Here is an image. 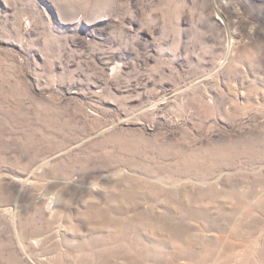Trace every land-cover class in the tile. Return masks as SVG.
Masks as SVG:
<instances>
[{
    "label": "rangeland",
    "instance_id": "obj_1",
    "mask_svg": "<svg viewBox=\"0 0 264 264\" xmlns=\"http://www.w3.org/2000/svg\"><path fill=\"white\" fill-rule=\"evenodd\" d=\"M0 264H264V0H0Z\"/></svg>",
    "mask_w": 264,
    "mask_h": 264
}]
</instances>
